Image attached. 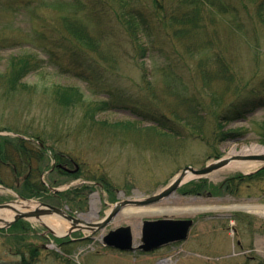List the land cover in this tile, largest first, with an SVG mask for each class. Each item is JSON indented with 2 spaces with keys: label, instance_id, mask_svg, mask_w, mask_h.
<instances>
[{
  "label": "rangeland",
  "instance_id": "rangeland-1",
  "mask_svg": "<svg viewBox=\"0 0 264 264\" xmlns=\"http://www.w3.org/2000/svg\"><path fill=\"white\" fill-rule=\"evenodd\" d=\"M183 1L130 0L133 14H142L154 26L148 38L153 43H144L149 50L143 55L127 35L115 0H0V134L29 139L37 180L63 192L61 199L50 191L40 198L44 202L96 224L117 203L142 200L166 188L187 166L202 169L219 157L261 154V3L225 0L230 5L224 14L204 8L207 31L198 40L208 42L189 54L187 37L175 36L173 28L164 34L156 29L160 19L183 14ZM65 19L81 21L97 40L99 53L72 37ZM203 60L227 68L217 79L215 72L209 73L214 79L210 87L203 84L207 74L198 73ZM59 87L78 88L83 101L61 105ZM188 107L193 116L198 110L195 115L205 118L201 132L186 123ZM199 114L194 116L198 122ZM155 115L169 120L171 129L161 130L152 120ZM222 133L230 136L221 138ZM39 143L46 148L45 163L35 159ZM55 163L68 170L79 165L80 177L49 173ZM263 166L259 162L248 173L221 170L196 183L189 180L154 205L181 212L138 217L122 210L105 227L77 230L68 237H58L33 220L23 221L26 226L15 223L0 229V264H23L24 258L31 264H264V177L236 179ZM2 176L14 183L12 168H3ZM231 178L236 180L230 190L221 188ZM204 182L207 188L200 195L186 194ZM0 187V203L18 199L16 192ZM67 191L71 193L65 197ZM234 205L257 209H228ZM161 218L193 219L189 239L151 252L105 246V236L123 226H131L139 246L142 221ZM240 243L250 254L237 256Z\"/></svg>",
  "mask_w": 264,
  "mask_h": 264
},
{
  "label": "trees",
  "instance_id": "trees-1",
  "mask_svg": "<svg viewBox=\"0 0 264 264\" xmlns=\"http://www.w3.org/2000/svg\"><path fill=\"white\" fill-rule=\"evenodd\" d=\"M118 3L119 6V14L118 17L121 19V21L124 23L126 27V33L128 36L131 37L132 41L137 45V47L140 48L143 55L147 53L149 50L147 46L144 45L145 42H151L153 43V40H149L153 31L154 26L151 24H148L147 18H144L142 14L137 13V15L133 14L135 11L133 8L129 7L130 0H115ZM254 3H261L258 5L257 15L261 23L264 24V0H253ZM192 4H195V7H191ZM228 5L226 4L225 0H184L181 4V7H184L185 11L183 14H178L173 12L171 16L164 17L163 19H160V26L156 29L159 33H165L170 32L169 29L173 28L175 29V36L179 38L187 37L188 41L185 44L186 50L190 54H194L195 50H199V46H205L206 43L202 44L198 39L201 38V34H204L205 31H207V25L202 21V11L204 8L214 9L218 11L219 13H223L228 9ZM159 8L161 5H158ZM179 8V10L182 8ZM234 9V8H233ZM64 27L67 29L69 34L74 37L82 46L85 48L91 50L94 53H99V44L96 39H94L91 34L87 31V28L81 23L79 20H72V19H65L64 21ZM153 35V34H152ZM148 40V41H147ZM29 65V63H27ZM24 67H27L26 65ZM227 69L226 67L223 68V64L220 63L219 65L215 66V68L210 65V61L203 60L199 64V70L198 73L200 76L206 73L207 77H203V84L205 87H210L211 83L214 79H217L221 76H224L223 73L224 70ZM226 71V70H225ZM216 74V78L209 79L208 75L209 73ZM18 72H15V78L17 77ZM182 94V92L180 91ZM56 95L58 102L66 107H70L74 104H78L79 102L83 101V94L82 92L76 88V87H59L56 89ZM181 98V101L183 99L182 96L179 95ZM184 105V103H183ZM192 108L188 107L187 114L185 121L187 124H191L193 126V129L195 131L204 130V117H202L199 113V122L198 119L195 118L198 117L197 113L198 110L195 111L194 116L192 115ZM94 110V109H92ZM179 118V117H178ZM154 123L158 125V127L162 130L165 129H171L169 126V120L160 117V116H154L153 119ZM198 123L195 125V123ZM118 126L128 127L130 128V125H126V123H119ZM203 132V131H202ZM230 136L229 134L222 133L220 135L221 138H225ZM29 142L25 141L24 139L20 138H11L8 136H0V184L8 186L14 190H16L20 195L26 198H45L47 194L50 193V190L48 187L41 181L37 180V174L38 170H34L32 167V155L33 152L32 149L28 148ZM46 151L40 150L36 156L35 159L40 163L44 162V153ZM58 158V157H57ZM59 160V158H58ZM3 168H12L13 174H14V183L12 185H9L2 176V170ZM22 168V169H21ZM24 169V170H23ZM62 172L61 170H59ZM42 172V171H41ZM65 173V172H62ZM80 173L71 174L73 177H80ZM21 176H24L22 180ZM264 177V170L260 171L259 173L251 176H237L236 179L238 180H252L255 178H262ZM235 178H231L227 180L221 188L226 190H230L229 186H233ZM202 182V181H200ZM196 183V182H193ZM207 182H204V184H195L193 187V190H189L187 193H192L196 195H200L202 191L207 188ZM231 194L234 192L230 191ZM71 191H67L65 193V197H67L68 194H70ZM59 198L63 197L62 193L58 194ZM52 197H56L52 195ZM20 226H26L23 221L18 222ZM23 264H31L26 258H24Z\"/></svg>",
  "mask_w": 264,
  "mask_h": 264
},
{
  "label": "water",
  "instance_id": "water-1",
  "mask_svg": "<svg viewBox=\"0 0 264 264\" xmlns=\"http://www.w3.org/2000/svg\"><path fill=\"white\" fill-rule=\"evenodd\" d=\"M232 161H261L264 163V154L235 155L229 158H222L211 164H208L202 169H195L191 166H188L183 169V171L178 176L175 177V179L168 187H166L159 193L154 194L153 196H150L145 200H126L120 202L115 206L114 210L107 216L105 220H103L99 224L93 223L90 226H94L95 229L105 227L124 207L128 205L149 206L159 203L160 201L174 194L184 184L186 177L190 173L198 178H203L213 173L214 171L225 167ZM15 205L16 204L12 203L0 204V209H10L16 211L17 213L12 221L5 222V225L1 227H10L13 223L21 219H28L31 217L39 218L42 215L49 214H57L59 217L71 221L74 226L84 224L81 219L70 215L63 208H59L49 204H42L43 208H39L38 210H35L33 212L20 211L15 207ZM0 222H3V220H0ZM193 223V220L175 219H158L154 221H145L143 226L142 245H140L139 248L143 251H152L173 242L183 241L188 237L189 230L191 229ZM105 244L123 251L135 250L131 227L125 226L111 231L105 238Z\"/></svg>",
  "mask_w": 264,
  "mask_h": 264
},
{
  "label": "bare ground",
  "instance_id": "bare-ground-1",
  "mask_svg": "<svg viewBox=\"0 0 264 264\" xmlns=\"http://www.w3.org/2000/svg\"><path fill=\"white\" fill-rule=\"evenodd\" d=\"M40 149L44 151V145H42L40 147ZM259 151H260L261 154H264V148L263 149H260ZM231 156H235V155H231ZM231 156H229V157H231ZM229 157H226V158H229ZM219 159H222V158L219 157L218 160ZM259 162L260 163H263L261 161H232L228 165H226L225 167H223L221 169H218L216 171H221V170H229V171L230 170H236V171H239V172H242V173H248V171L252 170ZM263 167L261 169H259L257 172L252 173V174H249L248 176L255 175V174L259 173L260 171L264 170ZM65 168L66 167H64L62 169L65 170ZM74 169L79 172L80 166L77 165V164H75V168ZM63 170H61V171H63ZM66 170H68V169L66 168ZM216 171H214V172L217 173ZM195 179H198V177H196L195 175H193V174L190 173L186 177L184 183L187 182V181H189V180H195ZM50 191L53 192V193H55V194L63 193V192H61L59 190H56V189H50ZM148 197H150V196H148ZM147 198H144L142 200H145ZM12 204H16L15 207L18 210H20V211H23V212H33L35 210H38L39 208H43L42 207V204H47V203L44 202L42 199H26V198H23V197L18 196V199H16L15 201H13ZM156 204H158V203H156ZM116 205L112 206V210L108 213V215L114 210V208H115ZM228 209H230V210H233L234 209V210H251V211H253V210L257 209V208L255 206H253V207H247V206H242V205H234V206H230ZM122 210H124V213H126L128 215H134V216H138V217H145V216H151V215H156V214H161V213H168V212H181L184 209L169 208V207H167V208H165V207H157V206H154V205H149V206L128 205V206L124 207ZM16 214L17 213L14 210H10V209H0V220H3V222L0 223V226H4L5 225L4 224L5 222L12 221L15 218ZM80 219H81V217H80ZM27 220H33V221H36V222L42 224L48 231H50V232L53 231V233L56 236H58V237H63V236H66V235H70L71 233H73V232H75L77 230H82L84 232H89V231H92V230L95 229L94 226H90V225H92V223H90L88 221H84L83 218L81 220L83 221L84 224H80V225L74 226L71 221H68V220H66V219H64L62 217H59L57 214L42 215L39 218L31 217V218H28ZM145 221H154V220H143L142 221V224H141V229H142ZM99 223L100 222H98V224ZM194 225L189 230L188 237L184 241H186V240L189 239L190 232L193 229ZM233 231H236V230L233 229ZM229 232L232 235L231 231H229ZM141 242H142V239H141ZM140 245H142V243L139 244L138 247H136L134 245V249H135L134 251H136V250H142V249L139 248ZM105 246H106V244H105ZM239 249L241 251L237 254V256H240V255L241 256H245V255L250 254V250L249 251L248 250H245V251L242 250V249H244V246L239 247ZM146 252H150V251H146ZM234 253H236V251H234ZM165 263H166V261L163 262V264H165Z\"/></svg>",
  "mask_w": 264,
  "mask_h": 264
},
{
  "label": "flooded vegetation",
  "instance_id": "flooded-vegetation-1",
  "mask_svg": "<svg viewBox=\"0 0 264 264\" xmlns=\"http://www.w3.org/2000/svg\"><path fill=\"white\" fill-rule=\"evenodd\" d=\"M63 166H64L63 164H58L56 169H57L58 171H59V170H63L62 168L66 167V166H64V167H63ZM56 169H55V170H56ZM65 170H66V168H65ZM70 170H71V169H70ZM54 196L58 197L59 195H58V194H55Z\"/></svg>",
  "mask_w": 264,
  "mask_h": 264
},
{
  "label": "crops",
  "instance_id": "crops-1",
  "mask_svg": "<svg viewBox=\"0 0 264 264\" xmlns=\"http://www.w3.org/2000/svg\"><path fill=\"white\" fill-rule=\"evenodd\" d=\"M240 245H241V243H240Z\"/></svg>",
  "mask_w": 264,
  "mask_h": 264
}]
</instances>
